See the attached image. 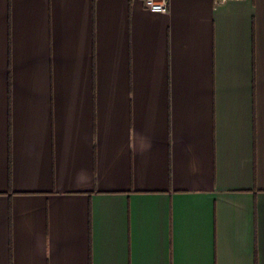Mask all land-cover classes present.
<instances>
[{
  "label": "crops",
  "instance_id": "crops-1",
  "mask_svg": "<svg viewBox=\"0 0 264 264\" xmlns=\"http://www.w3.org/2000/svg\"><path fill=\"white\" fill-rule=\"evenodd\" d=\"M0 0V264H264V0Z\"/></svg>",
  "mask_w": 264,
  "mask_h": 264
},
{
  "label": "built area",
  "instance_id": "built-area-1",
  "mask_svg": "<svg viewBox=\"0 0 264 264\" xmlns=\"http://www.w3.org/2000/svg\"><path fill=\"white\" fill-rule=\"evenodd\" d=\"M223 1V0H219ZM145 7L154 13H168L170 8L169 0H143Z\"/></svg>",
  "mask_w": 264,
  "mask_h": 264
}]
</instances>
